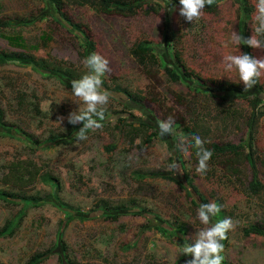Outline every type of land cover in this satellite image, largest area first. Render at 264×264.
I'll list each match as a JSON object with an SVG mask.
<instances>
[{
    "label": "rangeland",
    "instance_id": "374dc122",
    "mask_svg": "<svg viewBox=\"0 0 264 264\" xmlns=\"http://www.w3.org/2000/svg\"><path fill=\"white\" fill-rule=\"evenodd\" d=\"M247 1L253 9L245 24L250 38L255 0ZM95 3L58 0L68 20L83 24L94 43L90 50L49 0H0V19L17 20L0 30V48L25 50L81 75L87 71L84 59L98 53L109 61L103 82L124 87L131 95L103 86L113 94L103 127L78 141L75 133L82 124L75 129L67 121L79 108L69 99L71 80L29 65L0 66V188L6 187L5 165L15 160L30 161L55 178L54 186L36 181L27 188L28 194L43 200L24 208L12 235L0 236V260L26 264L35 252L51 248L52 255L41 264H58L62 251L83 264H186L192 257L182 254V247L194 243L204 226L196 218L200 202L193 203L183 186L185 169L208 203L219 200L221 211L211 222L233 221L234 228L222 241L223 264H264V235L243 233L250 224L264 229V116L255 134L263 183L256 195L245 189L250 179L247 163L237 165L232 174L221 162L210 160L208 170L197 173L191 147L194 131L206 142L220 143H238L246 133L247 98L224 101L221 94L227 90L217 89L244 87L238 74L226 72L221 63L224 55L242 52L241 46L229 43L233 32L240 34L237 3L221 0L194 22L182 17L180 4L171 0H148L135 13L103 10ZM166 5L175 10H166ZM166 20L174 32L170 42ZM141 42L152 47L146 65L130 53ZM251 53L264 57V48L251 47ZM165 65L176 69L179 81L168 78ZM259 82L264 91V76ZM61 115L62 124L57 122ZM169 116L175 120L174 132L160 137L157 121ZM53 134L61 136L53 139ZM112 144L115 147L108 149ZM174 162L179 163L177 170L170 168ZM150 170L171 173L178 182L139 176ZM124 206L128 212L114 216L115 208ZM20 208L0 201V227L16 220ZM177 224L186 227L185 235L159 229Z\"/></svg>",
    "mask_w": 264,
    "mask_h": 264
},
{
    "label": "trees",
    "instance_id": "16d2710c",
    "mask_svg": "<svg viewBox=\"0 0 264 264\" xmlns=\"http://www.w3.org/2000/svg\"><path fill=\"white\" fill-rule=\"evenodd\" d=\"M52 2L57 10V13L62 16L67 21L73 29L79 32L82 35L83 42L90 50H94V43L89 38L87 33L84 30L82 23H74L68 20L60 11L58 0H49ZM175 4H179V0H171ZM221 0H215V3L212 6H207L205 9L213 10L218 2ZM240 12V34L245 38H249L246 32L245 24L246 21L249 20L251 13L253 11L252 6L247 0H234ZM148 0H96L95 6L96 8L103 10H115L120 13H135L142 8V6L147 3ZM17 20L12 18H2L0 19V30L14 26ZM165 34L166 41L170 42L173 39L174 32L170 28L169 21L166 20L165 25ZM242 52L248 53L252 56L251 47L247 45H241ZM152 49L151 46L146 45L145 43H139L135 47L131 48L130 53L132 56L136 57V60L143 65H146L145 56L146 53ZM85 53V51H84ZM83 53V54H84ZM9 63L21 64V65H29L33 70L50 74L57 75L67 80L79 79L82 75L77 73L76 70L71 69L66 66H61L55 64V62H50L42 57H38L34 54H31L25 50L16 51L0 48V66L7 65ZM164 71L168 78L172 81H179L181 75L168 65L164 66ZM103 86L109 88L110 86L103 82ZM112 90L121 92L130 98V92L119 85H113L110 87ZM222 88L227 90V93L221 94V99L224 101H233L237 97H246L248 100V104L250 107L249 114L246 118V133L240 139L238 143L233 142H210L206 143L205 147L212 151L213 155L210 160L221 162L223 167L230 173L235 174L238 171L237 165H241L243 163H247L249 168L250 179L247 181L245 189L247 193L256 195L260 193L263 189V183L259 178V172L257 169L256 156H255V134L257 132L258 123L262 116H264V107H261V101H264V91L260 87V82L249 91H245V86L242 88H224L217 87L218 90L222 91ZM220 95V94H219ZM2 112L0 109V116ZM78 126H75V129ZM194 135L196 132L194 131ZM61 136L60 134H53L51 138L55 139ZM202 137V134L199 135ZM26 138V137H25ZM28 139V138H27ZM115 144L107 146L108 149H113ZM196 153V150L193 149ZM6 172L3 174L2 180L6 185L4 188H0V201L10 204H21V208L19 209V216L16 220H9L3 226L0 227V236H10L13 234L20 217L24 214V208L26 206L36 207L41 204L43 197L38 195H32L27 193V188L35 183L36 181H41L45 183H49L52 186L55 185V178L50 176L47 172H41V170H37L34 168L33 163L30 161H21L15 160L8 162L6 165ZM140 177H149V178H160L166 181L177 183V179L168 172H162L159 170H150L145 171L139 174ZM182 179L184 182V188L187 196L192 198V202L196 203L197 200L202 203H208L207 200L203 197V195L198 191L196 186L193 184L192 178L189 176L187 170H182ZM244 185V183H243ZM217 205H219V200L216 201ZM128 208L124 207H116L114 211V216H117L121 213H127ZM220 213V212H219ZM72 216L69 217V219ZM80 219H85L84 216H79ZM220 218V214H219ZM68 219V220H69ZM159 229L164 233H168L169 235H180L183 236L186 234V227L183 224H177L173 228L170 227L167 229L166 227L160 226ZM244 234H263L264 229L258 226L257 224H250L248 227L243 229ZM63 249L65 247H62ZM53 249H43L32 254L26 264H41L46 261L52 255ZM0 264H4L0 260ZM58 264H83L77 262L68 257L64 251L59 252L58 256ZM89 264V263H85Z\"/></svg>",
    "mask_w": 264,
    "mask_h": 264
},
{
    "label": "clouds",
    "instance_id": "9594fccd",
    "mask_svg": "<svg viewBox=\"0 0 264 264\" xmlns=\"http://www.w3.org/2000/svg\"><path fill=\"white\" fill-rule=\"evenodd\" d=\"M215 0H179V14L188 22L199 20L207 6H212ZM169 9L168 5L165 6ZM255 11L253 13L252 28L253 35L245 38L236 31L232 33L229 43L235 45L238 49L241 45H247L252 48H264V0H255ZM226 72L235 71L238 74L240 83L245 86V91L251 90L261 76H264V57L255 58L248 53L239 50L236 54H228L222 57ZM87 71L79 78L71 80V99L79 105V108L70 112L67 116L69 124H82V127L75 133L78 141L86 140L89 131H96L103 127L105 120V111L110 98L113 96L108 90L103 88V77L110 70L109 61L98 53H91L83 61ZM261 107H264V101H261ZM65 117L61 115L57 122L63 123ZM174 117L169 116L165 120H158L159 136L165 137L174 132ZM205 141L199 135H193L191 147L196 150L197 173H204L208 170V162L213 153L205 147ZM187 151V149H185ZM170 168L177 170L179 163L174 162ZM221 211V207L215 202L200 204L196 218L204 227L197 231L194 237V243H185L183 245L184 255L191 256L186 264H223L224 251L222 241L227 239V233L234 228L231 218H225L212 223V218ZM187 240V238H186Z\"/></svg>",
    "mask_w": 264,
    "mask_h": 264
}]
</instances>
